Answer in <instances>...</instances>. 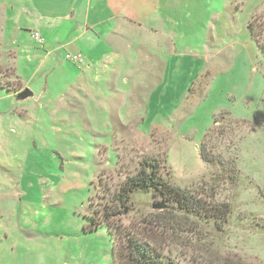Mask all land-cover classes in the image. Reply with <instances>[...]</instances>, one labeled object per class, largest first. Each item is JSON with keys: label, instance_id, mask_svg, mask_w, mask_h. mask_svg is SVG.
Wrapping results in <instances>:
<instances>
[{"label": "rangeland", "instance_id": "374dc122", "mask_svg": "<svg viewBox=\"0 0 264 264\" xmlns=\"http://www.w3.org/2000/svg\"><path fill=\"white\" fill-rule=\"evenodd\" d=\"M152 18L154 31L139 28L136 37L151 35L153 72L143 77L148 54L140 52L137 75L118 82L120 97L107 87L108 98L95 96L72 73L45 66L34 85L42 95L48 79L52 102L14 104L21 85L9 47L35 39L0 46V264H113L108 229L84 231L93 186L112 196L142 157L160 159L167 182L228 212L226 220L164 216L157 201L137 196L136 208L114 221L180 264H264V51L251 35L264 44V0H161ZM19 71L25 86L37 73L32 64ZM120 107L130 131L113 116ZM223 112L235 123L205 140ZM201 151L236 159L237 182H223L214 199L203 190L220 168L207 167Z\"/></svg>", "mask_w": 264, "mask_h": 264}, {"label": "crops", "instance_id": "0c3cea01", "mask_svg": "<svg viewBox=\"0 0 264 264\" xmlns=\"http://www.w3.org/2000/svg\"><path fill=\"white\" fill-rule=\"evenodd\" d=\"M160 1L0 0V21H5V25L1 27L3 36L0 38V46L8 43V38L12 37L19 40L23 36V42L29 40L28 36L35 39L37 33L44 40L42 45L35 39L32 47H21V39L9 47L10 58L13 59L9 68L14 69L15 77L21 85V91H10L14 96V104H18L14 100L19 92L26 89L34 94L32 100L38 103L46 100L52 102L43 93L50 92L48 79L44 78L46 82L43 92L41 91L42 95L37 96L38 87L34 85L45 66L51 67V71L58 68L67 70L78 80L80 88L83 86L82 88L88 89L90 93H94L96 89L95 96L108 98L106 87L109 91L113 89L117 92L119 97L125 95L123 88L118 89V82L129 85L128 79L137 75L135 69L140 63V52L147 51L148 54L143 66V77H148L153 72L155 64L151 65L149 58L154 56L147 50L151 35L141 41L143 37L137 39L139 33L136 30L140 28L143 33L149 34L154 31L148 21L155 15ZM79 56L81 61L77 59ZM27 63L32 64V72L37 73L32 75L29 85L25 86L22 78L24 75L21 73V76L19 70L26 69L29 65ZM159 63L166 70L162 59H159ZM71 85L74 84L71 82L70 87ZM90 86L93 89H89ZM135 89L134 84L132 91L129 89V94ZM32 105L23 110L24 116L33 111V107L36 108ZM38 109L36 111H39ZM118 109H112L113 116L120 122L119 126H123L125 123L120 116L123 107ZM131 111V106H128L127 117H123L130 118ZM2 184L7 183L0 178V189H3Z\"/></svg>", "mask_w": 264, "mask_h": 264}, {"label": "trees", "instance_id": "16d2710c", "mask_svg": "<svg viewBox=\"0 0 264 264\" xmlns=\"http://www.w3.org/2000/svg\"><path fill=\"white\" fill-rule=\"evenodd\" d=\"M251 35L259 48L264 51V44L259 41L252 29ZM2 72L0 70V74ZM216 120V126L210 133L206 134L205 140L210 139L221 125H225V122L235 123V119L228 112L221 113ZM119 127L123 131L125 129L130 131V129L121 128L122 126ZM218 132L223 134L220 128ZM130 136L132 135L130 134ZM202 151L200 155L207 167L220 168L219 172L215 171L216 173L212 174L206 189L203 190L209 193L211 199H214L223 182L226 184L231 183L230 181L237 182V163L234 157L226 159L222 153H217V151H214V153L213 151ZM121 158L122 156L119 154L117 172L120 167L121 169L123 167L122 164L119 165ZM161 172L162 162L160 159L142 157L138 166L129 172L132 175L126 176L124 174V179L117 187L116 192L112 193V196L106 194L102 196L100 183L93 186L95 194L90 199L93 211L88 216L91 224L85 226L84 231L91 233L103 227L108 229L113 241V264H180L163 256L153 240L144 238L138 233H133L126 225L114 221L115 217L126 216L136 208L134 198L137 196H149L157 201V204L163 207L161 215L164 216L170 214L183 218L226 220L228 212H222L221 209L210 202L206 201L207 204L204 203L200 195H195L171 185L162 177ZM98 198L106 200V202L103 201L104 206H96Z\"/></svg>", "mask_w": 264, "mask_h": 264}, {"label": "water", "instance_id": "95a60500", "mask_svg": "<svg viewBox=\"0 0 264 264\" xmlns=\"http://www.w3.org/2000/svg\"><path fill=\"white\" fill-rule=\"evenodd\" d=\"M33 98H34V94L29 89H26L21 93H19L14 101L18 104H24L27 101L32 100ZM153 209H163V207L159 204H155L153 205Z\"/></svg>", "mask_w": 264, "mask_h": 264}, {"label": "built area", "instance_id": "2783aa9c", "mask_svg": "<svg viewBox=\"0 0 264 264\" xmlns=\"http://www.w3.org/2000/svg\"><path fill=\"white\" fill-rule=\"evenodd\" d=\"M35 39H36V41L37 42H39V44L40 45H42L43 44V38L40 36V34H35ZM68 59H70V56L68 57ZM77 59H79V61H81V57L79 56V57H77Z\"/></svg>", "mask_w": 264, "mask_h": 264}]
</instances>
